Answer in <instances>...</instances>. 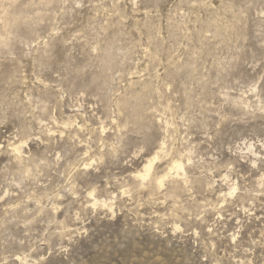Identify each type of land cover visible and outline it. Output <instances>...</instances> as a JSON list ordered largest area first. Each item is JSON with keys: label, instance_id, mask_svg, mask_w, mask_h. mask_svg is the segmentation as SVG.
I'll return each mask as SVG.
<instances>
[{"label": "rangeland", "instance_id": "1", "mask_svg": "<svg viewBox=\"0 0 264 264\" xmlns=\"http://www.w3.org/2000/svg\"><path fill=\"white\" fill-rule=\"evenodd\" d=\"M0 264H264V0H0Z\"/></svg>", "mask_w": 264, "mask_h": 264}, {"label": "bare ground", "instance_id": "2", "mask_svg": "<svg viewBox=\"0 0 264 264\" xmlns=\"http://www.w3.org/2000/svg\"><path fill=\"white\" fill-rule=\"evenodd\" d=\"M13 147L14 148H12V150L14 149V151L17 152V154L20 153V149H21L20 146L17 145V146H13ZM162 150H163V147L160 148V152L157 151L154 156L147 159V162L144 165V172L138 171V173H136V177H139V178L145 180L150 175L151 170L153 168V165H154L155 161L160 157V153L162 152ZM15 159H17V158H15ZM184 167H185L184 162L180 158L177 157V159H172L168 163V168H165L168 170V172L162 178H160L158 180L159 185L162 186L164 183L165 177L172 175V173H174V172L176 173V176H179L180 174H182V172L184 173V171H185Z\"/></svg>", "mask_w": 264, "mask_h": 264}, {"label": "snow or ice", "instance_id": "3", "mask_svg": "<svg viewBox=\"0 0 264 264\" xmlns=\"http://www.w3.org/2000/svg\"><path fill=\"white\" fill-rule=\"evenodd\" d=\"M90 196H94V193H89Z\"/></svg>", "mask_w": 264, "mask_h": 264}]
</instances>
